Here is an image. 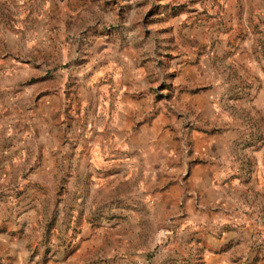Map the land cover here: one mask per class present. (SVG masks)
<instances>
[{
  "label": "rangeland",
  "instance_id": "1",
  "mask_svg": "<svg viewBox=\"0 0 264 264\" xmlns=\"http://www.w3.org/2000/svg\"><path fill=\"white\" fill-rule=\"evenodd\" d=\"M194 131L264 264V0H0V264H201Z\"/></svg>",
  "mask_w": 264,
  "mask_h": 264
},
{
  "label": "crops",
  "instance_id": "2",
  "mask_svg": "<svg viewBox=\"0 0 264 264\" xmlns=\"http://www.w3.org/2000/svg\"><path fill=\"white\" fill-rule=\"evenodd\" d=\"M161 118L167 116L161 114ZM160 129L156 128L152 133L157 138L164 137L163 141L157 143L165 149L174 146L173 133ZM193 133L194 140H203L207 144L202 150L205 154L199 156L203 161L195 168L196 178L193 182L197 188L176 222V227L181 229L177 239L183 245L188 243L187 250L192 254L197 253L201 257V264H260V259L251 262L261 254L257 253L258 244L255 246L251 243V236L258 226L249 215L250 207L245 206L238 195H225L224 189L217 192L207 189L211 182L225 180L224 142L202 131ZM170 239L173 241V235ZM235 250L240 252L243 263L241 259L230 262V251Z\"/></svg>",
  "mask_w": 264,
  "mask_h": 264
}]
</instances>
